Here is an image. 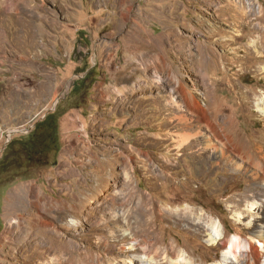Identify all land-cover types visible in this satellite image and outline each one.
<instances>
[{
	"label": "rangeland",
	"instance_id": "rangeland-1",
	"mask_svg": "<svg viewBox=\"0 0 264 264\" xmlns=\"http://www.w3.org/2000/svg\"><path fill=\"white\" fill-rule=\"evenodd\" d=\"M235 1L0 0V158L41 138L46 118L58 146L56 156L44 157L54 164L1 182L0 264H53L59 252L75 250L113 259L119 251L97 242L109 213L129 210L114 206L128 188L153 209L160 251L133 253L147 264L180 256L209 264L232 236L233 250L241 247L232 264H264V177L253 164L264 168V58L254 56L264 57V0H243L257 14L247 22ZM180 85L245 159L228 148L222 159L204 146L206 138L221 148L184 102L180 112L169 104L179 101ZM188 136L195 147L188 141L183 149L179 141ZM57 202L76 212L58 218ZM101 205L107 211L98 214ZM69 215L80 225L70 227ZM209 218L223 233L211 246Z\"/></svg>",
	"mask_w": 264,
	"mask_h": 264
},
{
	"label": "bare ground",
	"instance_id": "bare-ground-1",
	"mask_svg": "<svg viewBox=\"0 0 264 264\" xmlns=\"http://www.w3.org/2000/svg\"><path fill=\"white\" fill-rule=\"evenodd\" d=\"M235 2L238 5V7H234V8H235V10L237 12V17L239 19L245 20L247 22V20L250 17L252 18L253 16H256L257 15V14L255 15V9H253V7L247 5V3L244 4L243 0H239V2H237V1H235ZM259 12H258V15L260 14ZM248 24L249 23H247V25ZM237 25H238V23L237 24L236 23L233 24V28H237ZM235 37H239L238 33H237V35H233V37H232V39H231L230 42H233L234 43ZM252 44H253V42H252ZM249 45H251V44H249ZM255 47L257 48V45ZM245 48H246V46H245ZM251 52H250V54H251ZM233 54L234 55H238V54H235V51L233 52ZM253 54H254V52H253ZM258 54H255L254 55V56H256L255 59L256 58H258V59L264 58L263 55L261 56L260 54L259 55ZM200 71H201V75L203 77V80H206V81H209L210 82L212 76L206 70H200ZM263 71H264V68H263ZM159 82H161V81H159ZM174 92L178 94L179 101H177V100L170 101L169 104L173 105L174 106V109L177 110V111H179V109L181 108V106H180L181 104H179V103L180 102H184L185 108H187V110L190 111L191 113L199 116L200 117L199 119H201L206 124V127L212 131V134H213L214 138L216 139V141L220 142L219 145L221 146V148H219L217 146L218 144H216V145L215 144H211L210 143L211 141H208V139L202 137L203 138V144H204V146H206V148H207V146H209V148L212 151L219 152L220 157L222 159L223 158H225V159L229 158L228 155L226 157H224V154H225L224 151L226 150L225 148L230 149L234 154L238 155L239 157L241 156L243 159H245L244 154L238 149V147H236L235 145H232L233 142H231V138H229L225 134H222V132H219L218 130H216L215 126L212 124L213 122H211L208 119V116H207V113H208L207 107H204L205 105H202L199 101H197L196 96L194 94H191V92H187L185 90V88H184L183 85H180L178 88H176V90H174ZM259 110L264 115V110L263 109L261 110V108ZM183 118L182 117L177 118L178 119V122H180V124L184 125L185 127L189 126L188 121H186V119H183ZM182 125H180V126H182ZM199 139H201V138H199ZM190 140L191 139H190L189 136L188 137H184V138H182L179 141V144H180V146L182 145V147L184 146L183 149H186L187 147L194 148L195 147V143L193 142L194 139H193V141H190ZM188 141H189V143H188V145L186 147V144H187ZM195 142L197 143V141H195ZM205 143H208V144H205ZM202 150H205V147ZM189 157H190V159H191L192 162H195V163L199 162V160L197 161V158H194L195 157V152H191L189 154ZM252 158L249 156V160L250 161H251ZM249 160H247V161H249ZM253 164H254V166L256 168L260 169V172L263 173V177H264V168L262 167V165H263L262 164V161L259 160L258 162H254ZM125 186H126V184H125ZM133 194H134V192H132V190L130 191V189L128 188V193L127 194L115 196L114 197V206L120 207V206H123V205H129L130 208L126 212L127 214L126 213H123V214L118 215L117 217L116 216H112L111 213H109L110 216H109L108 223H106L104 225L103 224L101 225L104 228H103V230L100 229V231H101V233H103L105 235V237H101V238H99V240L97 239L98 240V242H97L98 249H102L103 246H104L103 248H113V249H117L119 251V253H117L114 258L112 257L113 259H110L109 257L102 255L101 253H96V255L93 257L92 255H87V254L83 253L84 250L83 251L82 250L81 251H79V250L76 251L75 248H74L75 252L73 254H70L69 253L67 255L63 251H62V253L59 252V254H57V256L54 257V262L55 263H53V264H137L138 262L139 263H145V264H147V261L148 260H145V258H147L146 256L145 257L144 256H139L137 258V256L134 255V254L137 253V252H142V254L143 253L144 254H148V253H151L153 251H155L157 253V251H160V248H158V247L161 246V244H160L161 242H160L159 238L155 235V230L156 229L153 228V227H151L152 224H153L152 223L153 220L151 221V219L149 218L150 217L149 215L152 213V210L153 209H150V210L147 209L146 205L148 203V200H146L144 198L142 199V197H141V201L140 202L135 201L133 199ZM48 206H50V205H48ZM53 209L55 211V214L60 219H63L62 217L63 216H66L68 213H71L72 214V213H75L76 212L75 211V208L73 207V209H71L70 207H68V205H67L66 202H63V203L57 202V204H53ZM95 210H96V212L98 214H101V212L107 211V208L104 207L103 205H101V206L96 207ZM112 210H114V209H112ZM106 214H105V216H106ZM188 217L187 218H183V219H185L186 221L187 220L188 221H193V220L190 219V217L189 218ZM83 218H81V219H83ZM155 220H156V218H155ZM79 221H81V220H77L75 217L70 216V218L68 219V222H66V223L70 227L73 228V227H75V226H77L79 224ZM180 221H181V219H180ZM82 223H84V222H82ZM63 226L66 227L65 225H63ZM101 226H99V227H101ZM205 228H206L207 236H208V239H207V245L208 246L215 245L223 237L222 228H221L220 223L218 221L214 220L213 218H209L208 219V221L205 223ZM97 233H99V232H97ZM79 236H82V234L79 235ZM237 240H238L237 237L232 236L231 240L228 241V243L226 245V248L222 251V253L220 255V258L218 260H216V261H213V262L209 263V264H232V263H235V262L239 261L238 259L240 257V249H241V247H237L235 249V251L233 250V243L237 242ZM59 241H60V239H59ZM73 241L75 242V240H73ZM129 242H131V243H129ZM118 244H122V245L120 247L116 248V245H118ZM258 244H259V246L262 245V243H260V242H258ZM72 245H75V244H72ZM89 247H91V246H89ZM243 247L246 248L247 247V244L244 245ZM80 248L81 247H79V249ZM174 253H175V248L172 247L171 248V254H174ZM126 254H129L130 255L129 260L126 259ZM122 257H123V259H122ZM153 257H156V256H153ZM181 257L182 256H180V259L178 261H173V260H168L167 261L166 260L167 262L164 263V264H189L185 259H183Z\"/></svg>",
	"mask_w": 264,
	"mask_h": 264
},
{
	"label": "trees",
	"instance_id": "trees-1",
	"mask_svg": "<svg viewBox=\"0 0 264 264\" xmlns=\"http://www.w3.org/2000/svg\"><path fill=\"white\" fill-rule=\"evenodd\" d=\"M52 115L53 114H51V116ZM49 120H51V118H46L42 123H40V125L45 124ZM51 124L53 127L52 122ZM57 147L58 146L56 141H54L52 146H47L45 144V141L42 140V137L38 140L30 138L28 141H26L25 144L21 146L22 149L20 150L22 151L20 152V154H16L13 155L11 158H8L9 150L8 152H4L2 154V157L0 158V183L7 182V184H10L9 182L15 177L31 175V173L27 170L45 167L48 163L51 162L54 164L55 159L49 162L50 158H45H48L49 155L53 157L54 155L56 156V153L58 152ZM24 169L25 171H23Z\"/></svg>",
	"mask_w": 264,
	"mask_h": 264
},
{
	"label": "flooded vegetation",
	"instance_id": "flooded-vegetation-1",
	"mask_svg": "<svg viewBox=\"0 0 264 264\" xmlns=\"http://www.w3.org/2000/svg\"><path fill=\"white\" fill-rule=\"evenodd\" d=\"M41 130L42 132L40 133V136L42 137V140L45 141V144L47 146H52L54 143V139H53L54 137L52 135V124L50 120L42 125ZM0 186H3V185L0 183ZM0 222H1V219H0Z\"/></svg>",
	"mask_w": 264,
	"mask_h": 264
}]
</instances>
